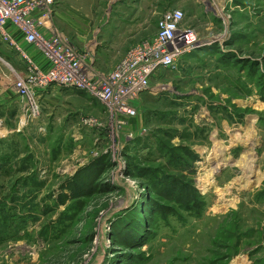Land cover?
Instances as JSON below:
<instances>
[{
  "label": "rangeland",
  "instance_id": "rangeland-1",
  "mask_svg": "<svg viewBox=\"0 0 264 264\" xmlns=\"http://www.w3.org/2000/svg\"><path fill=\"white\" fill-rule=\"evenodd\" d=\"M91 9L85 41L64 34L99 72L153 39L165 11L199 46L150 76L133 115L59 87L31 121L15 94L0 104V264H264V0Z\"/></svg>",
  "mask_w": 264,
  "mask_h": 264
},
{
  "label": "built area",
  "instance_id": "built-area-1",
  "mask_svg": "<svg viewBox=\"0 0 264 264\" xmlns=\"http://www.w3.org/2000/svg\"><path fill=\"white\" fill-rule=\"evenodd\" d=\"M33 1L0 0V42L14 51L24 65L22 73H16L9 65L15 75L11 89L22 102V120L31 121L38 117V99L51 87L85 92L108 110L112 108L115 113L133 115L134 109L126 103L146 89L150 76L162 69L176 68L182 56L199 46L192 33L179 27L182 12L165 11L158 21L155 37L132 51L109 75L93 66L87 50L77 49L54 27L49 6L52 0H41L43 20L33 16L36 11ZM16 36L22 37L27 45L42 55L47 68H40L35 63L19 46ZM124 83L127 89L119 91ZM92 120L86 118L83 124L101 126Z\"/></svg>",
  "mask_w": 264,
  "mask_h": 264
},
{
  "label": "crops",
  "instance_id": "crops-1",
  "mask_svg": "<svg viewBox=\"0 0 264 264\" xmlns=\"http://www.w3.org/2000/svg\"><path fill=\"white\" fill-rule=\"evenodd\" d=\"M92 1L93 0H58L59 9H57L52 16V24L74 41H85L88 35L87 30L90 25V17L92 16ZM137 13L139 14V12ZM80 33L83 34L80 35ZM16 37L19 46L29 53L35 63L40 68H47V63L42 55L34 50L33 47L27 45L22 37ZM0 60L5 61L7 65H10L18 73H22L20 69L23 64L17 54L4 46L1 42ZM14 78L15 75L11 70H4L0 67V104L7 103L14 96L15 93L11 89Z\"/></svg>",
  "mask_w": 264,
  "mask_h": 264
},
{
  "label": "bare ground",
  "instance_id": "bare-ground-1",
  "mask_svg": "<svg viewBox=\"0 0 264 264\" xmlns=\"http://www.w3.org/2000/svg\"><path fill=\"white\" fill-rule=\"evenodd\" d=\"M252 163H253V161H252V160H249L248 162H247V161L244 162V164H243L242 166H244V168H245L246 170H251ZM222 164H223V163H222Z\"/></svg>",
  "mask_w": 264,
  "mask_h": 264
}]
</instances>
